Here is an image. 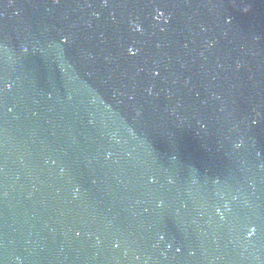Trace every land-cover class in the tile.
<instances>
[{
  "label": "water",
  "instance_id": "obj_1",
  "mask_svg": "<svg viewBox=\"0 0 264 264\" xmlns=\"http://www.w3.org/2000/svg\"><path fill=\"white\" fill-rule=\"evenodd\" d=\"M0 264H264V0H0Z\"/></svg>",
  "mask_w": 264,
  "mask_h": 264
}]
</instances>
